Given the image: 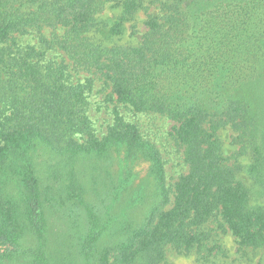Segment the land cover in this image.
<instances>
[{"label": "trees", "instance_id": "trees-1", "mask_svg": "<svg viewBox=\"0 0 264 264\" xmlns=\"http://www.w3.org/2000/svg\"><path fill=\"white\" fill-rule=\"evenodd\" d=\"M158 1L0 0V264L209 257L212 223L240 252L264 251V207L240 178L264 195V0H161L142 42L120 43ZM30 35L36 44L21 41ZM81 73L107 99L172 120L188 173L168 184L160 152L116 108L98 137L94 78ZM228 126L231 157L218 135Z\"/></svg>", "mask_w": 264, "mask_h": 264}, {"label": "rangeland", "instance_id": "rangeland-1", "mask_svg": "<svg viewBox=\"0 0 264 264\" xmlns=\"http://www.w3.org/2000/svg\"><path fill=\"white\" fill-rule=\"evenodd\" d=\"M161 1V0H160ZM160 1L154 2L148 6V10H140L136 15V21L130 22L128 28L120 43L128 44L131 46H138L142 42V36L148 31V28L143 23L147 19V14L153 13L160 15ZM165 1V0H163ZM110 16L117 14V9H109L107 12ZM135 24L134 27H131ZM46 34H50L49 29H45ZM23 43L36 44L37 39L33 35L25 36L21 39ZM65 58L62 52H51L48 59L54 61H61ZM94 78V89L89 98L90 110L89 115L94 123V127L97 129L98 137L102 138L108 129V126L113 123V109L120 113L126 122L135 124L142 138L151 143L160 152L164 162V169L166 180L168 184H174L180 175L188 173L189 166L185 163L183 156V149L178 145L173 136V127L175 123L168 119L166 116H162L157 113H140L135 111L129 105L118 104L115 101V97L111 100L107 99L110 90L104 89L102 81L99 77L89 75L87 73H81L75 76V79ZM224 146V156L231 157L235 153L240 145L233 143V135L236 132L227 127L220 130L218 133ZM245 165L250 163L248 156L239 158ZM234 162L231 158L227 160L228 164ZM150 163L147 161L141 162L137 165V170L141 176H145L149 171ZM241 180L247 185L250 190V196L254 205H260L264 207V195H261L256 185L248 177L245 172L240 173ZM210 228H213L212 238L210 239L209 246H216L211 256L203 254H193L188 256H182L177 254L173 249L169 248L166 255L165 264H264V251L260 249L245 248L243 253L238 249L240 244L236 237H234L230 230H224L223 228H217L215 224H210Z\"/></svg>", "mask_w": 264, "mask_h": 264}]
</instances>
